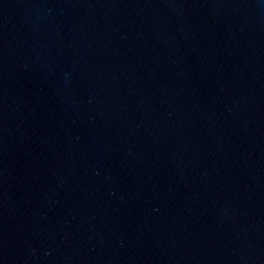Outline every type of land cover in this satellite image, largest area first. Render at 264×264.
<instances>
[{
	"label": "water",
	"instance_id": "1",
	"mask_svg": "<svg viewBox=\"0 0 264 264\" xmlns=\"http://www.w3.org/2000/svg\"><path fill=\"white\" fill-rule=\"evenodd\" d=\"M0 264H264V0H0Z\"/></svg>",
	"mask_w": 264,
	"mask_h": 264
}]
</instances>
